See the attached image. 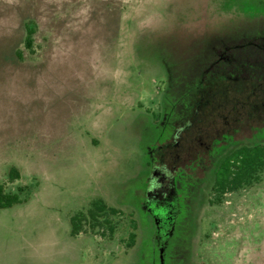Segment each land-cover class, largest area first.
<instances>
[{"label": "rangeland", "instance_id": "374dc122", "mask_svg": "<svg viewBox=\"0 0 264 264\" xmlns=\"http://www.w3.org/2000/svg\"><path fill=\"white\" fill-rule=\"evenodd\" d=\"M255 142L264 0H0V264H264V171L212 189Z\"/></svg>", "mask_w": 264, "mask_h": 264}, {"label": "trees", "instance_id": "16d2710c", "mask_svg": "<svg viewBox=\"0 0 264 264\" xmlns=\"http://www.w3.org/2000/svg\"><path fill=\"white\" fill-rule=\"evenodd\" d=\"M24 43L32 48V35L35 31V24L31 20L25 21ZM264 171V144L255 142L251 144H240L224 154L218 161L214 172L212 189L218 194L227 191L237 190L258 181ZM19 177V171L12 166L8 172V181ZM19 192L4 190V184L0 183V207H7L22 202ZM119 210L108 205L102 198H95L85 210L70 216V234L78 235L87 231V226L95 230L96 226L107 224L110 231L114 225L110 224L109 214L118 213ZM103 233V232H102ZM135 234L129 233V244L133 243Z\"/></svg>", "mask_w": 264, "mask_h": 264}]
</instances>
